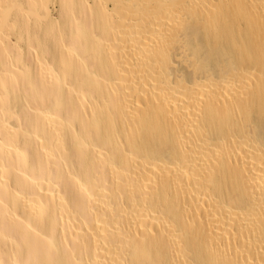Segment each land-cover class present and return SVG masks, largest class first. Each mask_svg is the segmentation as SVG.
<instances>
[{
  "label": "bare ground",
  "instance_id": "obj_1",
  "mask_svg": "<svg viewBox=\"0 0 264 264\" xmlns=\"http://www.w3.org/2000/svg\"><path fill=\"white\" fill-rule=\"evenodd\" d=\"M0 264H264V0H0Z\"/></svg>",
  "mask_w": 264,
  "mask_h": 264
}]
</instances>
